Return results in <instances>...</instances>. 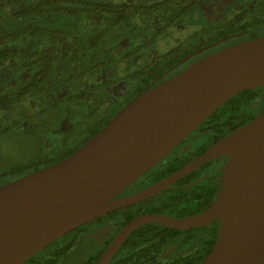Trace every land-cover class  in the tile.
<instances>
[{"label":"water","instance_id":"water-1","mask_svg":"<svg viewBox=\"0 0 264 264\" xmlns=\"http://www.w3.org/2000/svg\"><path fill=\"white\" fill-rule=\"evenodd\" d=\"M261 86L264 35L212 52L147 87L69 156L1 184L0 264H20L75 227L150 197L218 156L228 159L209 206L186 217L133 218L96 264H106L142 224L191 228L214 219L216 241L198 264H264V110L163 179L115 197L228 99Z\"/></svg>","mask_w":264,"mask_h":264},{"label":"flooded vegetation","instance_id":"flooded-vegetation-1","mask_svg":"<svg viewBox=\"0 0 264 264\" xmlns=\"http://www.w3.org/2000/svg\"><path fill=\"white\" fill-rule=\"evenodd\" d=\"M98 1L80 2L89 5ZM122 1L145 7L148 3L164 0ZM2 3L0 21L4 23L6 18L2 10L12 12L14 3L8 0H2ZM173 3L177 8L165 9L162 5L143 17L132 16L133 22L126 24L129 31L119 37L121 40L115 46L109 42L100 47L99 54L106 57L87 77L88 83L95 82L97 86L76 96L66 94V91L54 97L28 96L8 107L7 111L5 108L0 110V132L13 126L9 132L0 135V140L18 142L2 156L8 162L29 158L26 160L36 162L37 169L63 159L147 87L159 84L212 52L264 35V0H184ZM105 12L110 13L109 10ZM187 18L191 19L189 23L185 22ZM260 96H264V89L257 98ZM263 110L264 105L261 110H255L254 117ZM213 113L115 197L131 195L156 183L234 130L226 126L222 114ZM96 127L99 128L95 131ZM92 128H95L93 133ZM65 151L70 153L48 162ZM31 155L37 159L30 158ZM227 159L228 156L212 158L154 195L115 208L75 227L20 264H96L120 229L133 218L147 213L186 217L202 211L211 204L220 188ZM7 172L3 166L0 185L22 176L11 177ZM108 221H116L114 229L109 231L102 227ZM91 223L96 228L101 227L99 233L83 227ZM218 228V219L191 228L145 223L128 234L106 264H198L212 249ZM88 239H94L92 246L84 244Z\"/></svg>","mask_w":264,"mask_h":264},{"label":"trees","instance_id":"trees-1","mask_svg":"<svg viewBox=\"0 0 264 264\" xmlns=\"http://www.w3.org/2000/svg\"><path fill=\"white\" fill-rule=\"evenodd\" d=\"M80 1L83 0H8L14 3L13 10H2L6 19L4 23L0 21V110L7 111L28 96L54 97L61 91L76 96L97 86L95 82L88 83L87 77L106 57L99 54L100 47L109 42L115 46L121 40L119 37L129 31L126 24L133 22L132 16L143 17L162 5L172 10L177 8L173 1L184 0L148 3V12L142 4H126L122 0H99L89 5ZM3 5L0 0V6ZM262 89L238 92L213 114H222L229 129L241 126L254 118L252 104ZM12 127L1 130L0 135ZM98 128H92L91 133ZM69 153L65 151L48 162ZM26 159L6 162L7 174L17 177L37 169L36 162Z\"/></svg>","mask_w":264,"mask_h":264},{"label":"rangeland","instance_id":"rangeland-1","mask_svg":"<svg viewBox=\"0 0 264 264\" xmlns=\"http://www.w3.org/2000/svg\"><path fill=\"white\" fill-rule=\"evenodd\" d=\"M191 19L190 18H187L185 20L186 23H189ZM253 105V109L259 111L262 109V106L264 105V96H260L259 98H257L254 103L252 104ZM16 138V136H15ZM18 142H16L15 140L13 141V139H11L10 141L8 139H1L0 140V170L3 168L4 164L6 162H8V159L6 157H3L2 154L6 151V150H9L10 146H13L15 144H17ZM17 147V146H15ZM11 150V149H10ZM16 153H22L24 154V152H16ZM6 168V167H5ZM116 221H108L106 222L105 225H102V227L106 228L108 231L109 230H112L114 229V223ZM85 229H89V230H93L94 232H100V229L101 227H94L93 223L91 224H85L83 226ZM101 238V237H100ZM94 243V239H88L84 242L85 245H89V246H92Z\"/></svg>","mask_w":264,"mask_h":264}]
</instances>
